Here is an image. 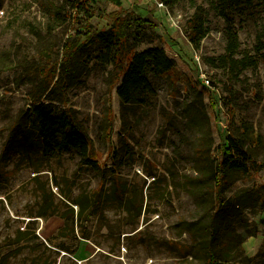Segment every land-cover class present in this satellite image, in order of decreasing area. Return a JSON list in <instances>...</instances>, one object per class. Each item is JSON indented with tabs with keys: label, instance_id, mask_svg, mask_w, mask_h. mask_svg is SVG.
Masks as SVG:
<instances>
[{
	"label": "rangeland",
	"instance_id": "1",
	"mask_svg": "<svg viewBox=\"0 0 264 264\" xmlns=\"http://www.w3.org/2000/svg\"><path fill=\"white\" fill-rule=\"evenodd\" d=\"M69 2L0 0V264H195L183 222L202 218L191 183L201 131L212 133L217 159L231 126L250 123L261 135L246 145L257 171L237 175L222 200L264 190L262 2L234 15L239 51L257 61L238 79L207 63L224 52L227 25L207 0L172 9L161 0H93L88 20ZM200 7L209 32L197 49L187 35ZM119 12L130 22L129 47L160 48L172 61L168 73L147 71L153 92L144 102L120 100L107 48L92 41L76 50L87 21L105 31ZM33 95H50L54 112L67 111L80 124L102 172L81 163L73 148L42 154L24 115ZM71 209L73 224L63 228ZM244 212V225L257 232L243 242L244 255L264 264V207Z\"/></svg>",
	"mask_w": 264,
	"mask_h": 264
},
{
	"label": "trees",
	"instance_id": "2",
	"mask_svg": "<svg viewBox=\"0 0 264 264\" xmlns=\"http://www.w3.org/2000/svg\"><path fill=\"white\" fill-rule=\"evenodd\" d=\"M182 0H161L172 9ZM93 0H70L69 5L73 12L83 13L85 19H90L92 11L90 5ZM264 8V0H261ZM210 9L226 21V42L223 53L208 57L207 63L215 68L228 69L231 77L238 76L250 66H256L253 55L239 51V39L234 29V15L237 8H248L254 0H207ZM203 9L196 11L191 19L188 39L194 48H199L201 40L208 34L209 27L203 17ZM120 13L113 18V24L108 30L96 31L88 21L85 23L84 41L76 45V50L90 42H97L98 46L111 58L117 71L116 93L123 103L144 102L146 96L152 93L151 83L147 78V71L163 75L171 70L172 61L160 48L134 51L127 45V29L129 21L121 17ZM73 17V16H72ZM74 18V17H73ZM141 21H137L139 25ZM73 42L66 44L67 57L71 58L75 52ZM264 44L259 41L257 51L263 50ZM241 54V56H239ZM70 60V59H69ZM69 62V61H68ZM53 100L50 95L45 99L32 96L24 111V115L32 122L38 133L42 154L50 158L70 148L80 152L81 163L87 164L102 172L101 166L92 158L89 150V140L80 124L68 113L54 112L50 107ZM16 130H22L20 124ZM18 128V129H17ZM261 135L256 133L251 124L241 121L238 126H231L221 147L220 156L211 157L214 140L209 129L202 130L195 153L197 173L193 177L192 187L196 199V206L200 210L201 219L193 222H183V228H189L191 243L189 250L191 261L195 264H249L250 258L244 255L243 242L246 238L255 236L257 232L249 230L244 225L242 213L250 208L264 207V190L257 186L248 194L234 196L223 202L225 191L229 190L237 175L257 171V163L246 149L247 142L260 143ZM79 205L78 201L72 202ZM77 215H82L80 209ZM64 227L72 225L74 213L71 217L62 216ZM236 225L243 228L237 230ZM83 238H87L83 236ZM60 248L74 253L76 249Z\"/></svg>",
	"mask_w": 264,
	"mask_h": 264
},
{
	"label": "built area",
	"instance_id": "3",
	"mask_svg": "<svg viewBox=\"0 0 264 264\" xmlns=\"http://www.w3.org/2000/svg\"><path fill=\"white\" fill-rule=\"evenodd\" d=\"M160 6L165 7L162 2H157Z\"/></svg>",
	"mask_w": 264,
	"mask_h": 264
}]
</instances>
